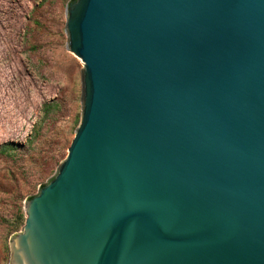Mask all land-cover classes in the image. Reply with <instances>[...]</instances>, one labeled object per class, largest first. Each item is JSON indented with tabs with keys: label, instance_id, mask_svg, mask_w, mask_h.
Here are the masks:
<instances>
[{
	"label": "water",
	"instance_id": "1",
	"mask_svg": "<svg viewBox=\"0 0 264 264\" xmlns=\"http://www.w3.org/2000/svg\"><path fill=\"white\" fill-rule=\"evenodd\" d=\"M80 125L8 264H264V0H75Z\"/></svg>",
	"mask_w": 264,
	"mask_h": 264
},
{
	"label": "rangeland",
	"instance_id": "2",
	"mask_svg": "<svg viewBox=\"0 0 264 264\" xmlns=\"http://www.w3.org/2000/svg\"><path fill=\"white\" fill-rule=\"evenodd\" d=\"M74 1L0 0V264L81 122L84 66L65 30Z\"/></svg>",
	"mask_w": 264,
	"mask_h": 264
}]
</instances>
